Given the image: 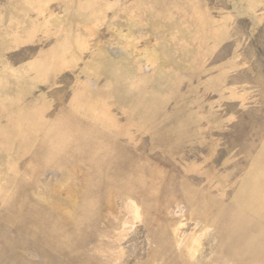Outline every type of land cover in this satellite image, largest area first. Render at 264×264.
I'll return each mask as SVG.
<instances>
[{
    "label": "rangeland",
    "instance_id": "374dc122",
    "mask_svg": "<svg viewBox=\"0 0 264 264\" xmlns=\"http://www.w3.org/2000/svg\"><path fill=\"white\" fill-rule=\"evenodd\" d=\"M0 264H264V0H0Z\"/></svg>",
    "mask_w": 264,
    "mask_h": 264
}]
</instances>
